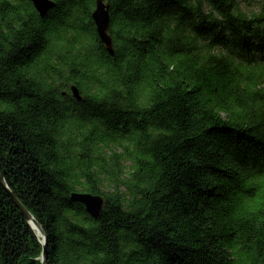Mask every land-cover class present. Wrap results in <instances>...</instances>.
Wrapping results in <instances>:
<instances>
[{"label": "trees", "instance_id": "trees-1", "mask_svg": "<svg viewBox=\"0 0 264 264\" xmlns=\"http://www.w3.org/2000/svg\"><path fill=\"white\" fill-rule=\"evenodd\" d=\"M54 2L0 0V164L48 264H264V0H106L115 56L96 0ZM42 253L0 183V264Z\"/></svg>", "mask_w": 264, "mask_h": 264}, {"label": "water", "instance_id": "water-1", "mask_svg": "<svg viewBox=\"0 0 264 264\" xmlns=\"http://www.w3.org/2000/svg\"><path fill=\"white\" fill-rule=\"evenodd\" d=\"M32 1L35 9L40 13L41 16H45L55 6L54 0H30ZM110 5L106 0H96V8L93 12V19L97 27L98 34L104 43L108 53L111 56H115V48L113 38L110 34L111 16H110ZM72 93L75 98L82 100L83 96L77 86H72ZM0 183L9 193L12 201L21 210L22 214L27 218L32 228L37 232L38 236L41 237V243L43 244V253L41 256L42 264H48V236L41 225V223L35 218V216L23 205L19 198L13 193L9 187L5 175L2 171L0 164ZM73 198L85 205L87 212L94 217L99 219L104 210L106 203L105 197L99 194L92 193H74Z\"/></svg>", "mask_w": 264, "mask_h": 264}]
</instances>
